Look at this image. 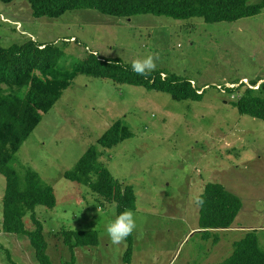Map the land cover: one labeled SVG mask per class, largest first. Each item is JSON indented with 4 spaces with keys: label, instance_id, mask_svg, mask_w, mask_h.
<instances>
[{
    "label": "rangeland",
    "instance_id": "obj_1",
    "mask_svg": "<svg viewBox=\"0 0 264 264\" xmlns=\"http://www.w3.org/2000/svg\"><path fill=\"white\" fill-rule=\"evenodd\" d=\"M28 40L57 47L58 67L65 69L90 54L127 65L152 55L155 70L203 92L199 102L177 101L108 79L74 77L11 163L22 186L31 169L53 189L56 206L34 209L52 264H68L72 257L55 236L60 229L98 233L97 247L75 249V264H122L127 244H113L106 231L115 205L63 177L117 121L132 137L111 149L99 147V162L136 196L132 264H218L231 255L245 233L220 234L214 244L196 229V200L207 183H220L241 200L235 224L254 229L264 253V122L240 115L223 91L264 83V8L252 17L207 24L198 18L113 17L91 9L36 19L25 0L0 3V46ZM2 92L10 91L1 85ZM5 186L0 175V264H10L7 253L15 264H38L27 238L1 231ZM24 224L33 229L29 213Z\"/></svg>",
    "mask_w": 264,
    "mask_h": 264
},
{
    "label": "trees",
    "instance_id": "obj_2",
    "mask_svg": "<svg viewBox=\"0 0 264 264\" xmlns=\"http://www.w3.org/2000/svg\"><path fill=\"white\" fill-rule=\"evenodd\" d=\"M14 0H0L10 4ZM33 18L57 19L76 9H91L102 15L131 18L135 15H154L173 20L202 19L207 24L233 22L258 15L264 1L250 5L248 0H25ZM16 24V23H15ZM60 52L57 47L38 44L28 40L8 48L0 46V86H7L9 93H0V175L6 186L2 198V229L6 234L21 235L29 241L38 264H52L47 255V242L42 223L34 214L37 206L53 209L56 198L53 189L40 176L26 169L24 184L11 166L14 155L42 120L58 102L77 75L108 79L117 84L142 87L170 95L174 100L199 102L203 92L189 80L154 70L140 76L131 70V65L120 61H106L94 54L72 69L59 68ZM256 82H251L255 85ZM241 85V83H239ZM238 86V85H237ZM223 90V89H221ZM229 100L240 115L264 122V83L257 90L224 86ZM233 97V98H232ZM131 131L121 122H115L89 147L64 179L88 187L106 203L114 204L116 215L135 208L136 196L131 185H123L113 178L110 171L99 162L98 148L111 149L130 139ZM203 205H198L197 225L202 239L220 240L221 230L232 227L242 208L241 200L220 183H207L199 195ZM198 197V198H199ZM30 214L33 229L26 230L24 218ZM72 253L68 264H75L77 248H94L99 245L96 231H73L60 229L55 235ZM127 247L122 255V264H132L133 235L125 240ZM232 253L218 264H264L254 230L232 244ZM10 264H15L7 253Z\"/></svg>",
    "mask_w": 264,
    "mask_h": 264
},
{
    "label": "clouds",
    "instance_id": "obj_3",
    "mask_svg": "<svg viewBox=\"0 0 264 264\" xmlns=\"http://www.w3.org/2000/svg\"><path fill=\"white\" fill-rule=\"evenodd\" d=\"M155 60L156 58L152 55H149L144 59L134 60L131 64V70L140 76H146L156 69ZM196 203L198 205H203V197L201 196L197 198ZM136 227L135 213L128 209L115 215V218L107 223L106 231L113 244H120L134 232Z\"/></svg>",
    "mask_w": 264,
    "mask_h": 264
},
{
    "label": "crops",
    "instance_id": "obj_4",
    "mask_svg": "<svg viewBox=\"0 0 264 264\" xmlns=\"http://www.w3.org/2000/svg\"><path fill=\"white\" fill-rule=\"evenodd\" d=\"M14 23H16V24H18V25L20 26V24H19L18 21H15ZM236 221H237V219H236ZM235 223H236V222H235ZM235 223H234V225H233L232 227H230V229H227V230H221V231H219V233H220V234H226V235H224V237H230V236H228V235H230V234H232V233H236V232H242V233H245V232H247V231L254 230V229H252L251 227H244V226L237 225V224H235Z\"/></svg>",
    "mask_w": 264,
    "mask_h": 264
},
{
    "label": "built area",
    "instance_id": "obj_5",
    "mask_svg": "<svg viewBox=\"0 0 264 264\" xmlns=\"http://www.w3.org/2000/svg\"><path fill=\"white\" fill-rule=\"evenodd\" d=\"M18 27H19V25H18ZM259 88V85H257V87H253V86H251L249 89H253V90H257ZM233 98V97H232Z\"/></svg>",
    "mask_w": 264,
    "mask_h": 264
}]
</instances>
